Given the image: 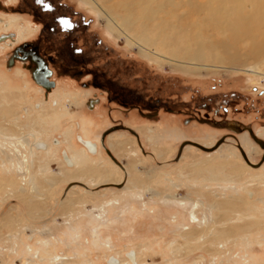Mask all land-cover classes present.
<instances>
[{"label": "rangeland", "instance_id": "374dc122", "mask_svg": "<svg viewBox=\"0 0 264 264\" xmlns=\"http://www.w3.org/2000/svg\"><path fill=\"white\" fill-rule=\"evenodd\" d=\"M41 4L76 13L82 29L88 22L75 46L91 58L88 68L116 82L104 84L124 87L144 112L159 102L175 110L162 107L153 118L127 111L90 82L84 86L89 77L68 76L58 64V87L48 97L26 62L8 64L14 46L38 38L50 18L33 15ZM8 34L17 40L13 45L4 44ZM63 37L49 39L63 49ZM248 46L239 44L241 51ZM252 62L213 72L174 67L111 33L98 9L83 0H0V264H264V148L248 130L251 142L226 124H203L206 118L236 122L264 142V75L245 71ZM66 88L74 92L71 101ZM96 94L102 102L90 110L86 100ZM122 122L139 138L119 131L124 139L116 140L134 136V147L113 151L118 158L105 150L87 153L82 141H96ZM190 142L222 146L208 151ZM85 168H106L116 180L93 185L67 175ZM148 173L150 184L143 178L144 187L130 188L135 174ZM34 184L42 194L31 192Z\"/></svg>", "mask_w": 264, "mask_h": 264}, {"label": "bare ground", "instance_id": "6f19581e", "mask_svg": "<svg viewBox=\"0 0 264 264\" xmlns=\"http://www.w3.org/2000/svg\"><path fill=\"white\" fill-rule=\"evenodd\" d=\"M83 1L98 9L111 33L123 37L129 45L136 46L142 54L159 62L165 60L171 66L196 72H213L247 66V61L252 60L245 71L264 75V69L261 68L262 63L264 64V0ZM192 14L197 19H193ZM246 41L249 46L241 51L239 44ZM18 143L23 147L25 144L30 145L28 139L24 141L25 144L21 141ZM82 143L87 145L89 142ZM91 144H88L90 149ZM24 158L27 162L26 157ZM67 160L72 163L70 158ZM79 163L76 162L77 167ZM23 168L24 164L20 161L17 170L22 171ZM25 168L29 170L27 163ZM128 168L134 169L130 165ZM89 169H75L66 173L74 176L73 178L89 176L93 185L116 180L115 174L108 169L102 171L103 174L99 169ZM91 174L96 178L91 177ZM151 177L150 174H135L136 183L134 179L129 180L130 188L146 185L143 178L150 184ZM32 188L33 194H42L38 184H34ZM149 189L154 191L152 187ZM192 216L197 217L195 212ZM52 258L57 263L63 261L58 255H53Z\"/></svg>", "mask_w": 264, "mask_h": 264}, {"label": "flooded vegetation", "instance_id": "af4514ba", "mask_svg": "<svg viewBox=\"0 0 264 264\" xmlns=\"http://www.w3.org/2000/svg\"><path fill=\"white\" fill-rule=\"evenodd\" d=\"M32 12L34 16L40 19H43V17H45L44 14H51V16L47 21H44L43 30L41 31L38 38L32 41H25V42H22L14 46L11 56L8 59V64L9 66H11L18 60L26 62L27 68L30 69V75L34 79L33 72L39 69V66L41 63H45L48 70L51 71V74L48 77L49 82H54V86L52 87L51 90H47L46 87H44L43 85L39 83L38 84L44 88L45 92L48 94V97H49V94L58 87L57 81L55 79V75L57 73L55 66L58 64L59 68L64 73H66V75L68 76H72L74 78L89 77V80H86L83 82L84 86H88V82H90L91 85L94 86L95 88H98V89L100 88V90L106 92L107 98L109 100L119 102V104H121L122 107L126 108L127 111L129 109H137L144 117L153 118L158 115L159 110L162 107H165L169 112H173L175 110V108L169 107L166 104L159 102L157 103V105H152L153 107L152 110H148V112H144L141 108H139L141 107L140 103L134 101L133 99H129V93H127L124 87H118L117 85H115L117 88L112 90L110 86L104 84V82H107V83L111 82L113 84L114 83L116 84V82L113 79H109V78L106 79V74L103 73L99 68H96V67L88 68V64L85 62L91 61V58H88L85 55L84 48H79L75 46V44H77V39L79 38V36H77L78 33H81L82 31H86L85 26L88 25V22L85 21L84 22L85 26L83 29L81 27H78L79 22H78V19L76 18L77 17L76 13H65V14L61 12L54 13L53 8L50 9L49 6H43L42 4L39 6H35L32 9ZM64 20H67L71 26L70 27L65 26V24L62 22ZM57 34H63L64 36L63 42L65 43L66 47L63 49H59L58 47H56L53 44V42H51L49 39V37H52L53 35H57ZM8 35L10 37L7 36L6 40L10 38L11 40H14V41H11V40H9L8 42L4 41V44L8 43L7 45H10V44L13 45L17 40L12 37V34H8ZM3 37H5V35ZM42 38H45L48 42L44 46L42 44V41H43ZM95 42H96L95 43L96 45L101 44L99 41H95ZM16 51L17 53L15 54ZM15 55L18 57H16ZM12 56H15V57H14L13 62L11 63ZM34 81L36 82L35 79ZM69 88H71V86H69ZM69 88H66V90L63 93H64L65 98L71 101L70 100L71 98H68V97L74 96V92L70 91ZM68 94L69 96L66 97V95ZM101 102H102V97L96 94V96L90 97L86 100L87 108H89L90 110H94L99 104H101ZM192 119H194V117L190 115V118L187 119L186 121L191 122ZM206 119L207 121H209L208 118ZM210 121H216V120H210ZM206 123L210 124L209 122H206V121L203 122V124H206ZM166 125L168 129L169 127L171 128V123L167 122ZM192 125L193 124H190L189 126H192ZM229 129L230 128H228V130ZM119 131H130L135 135L137 139L139 138L138 132H136V130H134L132 127H130L125 122L116 123V124L109 126L105 130V132H103V134L101 133V135L98 136L99 137L98 140L88 141L89 143H87V145L84 144V147H85L84 149L87 151V153H90L91 155H94V156H97L100 150L102 152L101 155L103 156V152L105 150V152H107V154H109L111 158H116L117 155L114 154L113 151L119 154L118 152L119 150H123V151L128 150L130 146L134 147V144L136 142V138L134 136H130V138H132V141L130 140L131 142L129 140L117 141L116 139L118 137H120L121 139H124L123 133H120ZM239 133H241L240 135L243 134L244 136H246L245 140H247L248 138V140L251 142L246 130L239 132ZM111 140H116L117 142L115 141L114 143H111L110 142ZM244 143L245 142L240 139V144H241L240 147H245ZM88 144H91V149L90 147L88 148ZM221 146H222V143L220 144L219 147L216 148V150H218ZM84 149L82 148L83 152L85 151ZM243 154H244L243 155L244 158H248L244 149H243ZM73 160L75 164L76 162H79V160L78 159L76 160L75 157H73ZM105 169L106 168L99 169V170H101V173H102V171H104ZM130 170H135V169H130ZM91 177H95V176L91 174ZM97 182H100V181H97Z\"/></svg>", "mask_w": 264, "mask_h": 264}, {"label": "water", "instance_id": "95a60500", "mask_svg": "<svg viewBox=\"0 0 264 264\" xmlns=\"http://www.w3.org/2000/svg\"><path fill=\"white\" fill-rule=\"evenodd\" d=\"M5 37H7V36H5ZM16 53H17V51L15 52V54ZM15 56H12L11 63L13 62ZM16 57H18V56H16ZM41 64L39 66V69L37 71L33 72L34 79L36 80L37 83H39V84L43 85L44 87H46L47 90H51L52 87L54 86V82H49V79H48L49 75L51 74V71L48 70V68L45 65V63H41ZM207 122H209L213 126H219V125H225L226 124L227 128H230V129H232V130H234L236 132H242L244 130H248L252 134V136L257 140V142H259V144L264 148V142L257 138V136L254 134L253 129L251 127H249V126L240 125V124H238L236 122H234V123H229V122L221 123V122H218V121H210V120L207 121ZM221 143L222 142H219L218 144H216L215 148L219 147ZM189 144H193L195 146H198V147H200V148H202L204 150H208V151L209 150H214L212 147L208 148V147H205V146H203V145H201V144H199L197 142H190ZM263 160H264V155H263Z\"/></svg>", "mask_w": 264, "mask_h": 264}, {"label": "snow or ice", "instance_id": "6c2138e0", "mask_svg": "<svg viewBox=\"0 0 264 264\" xmlns=\"http://www.w3.org/2000/svg\"><path fill=\"white\" fill-rule=\"evenodd\" d=\"M39 2L43 3V0H39ZM62 22L65 24V26H69V27L71 26L67 20H64Z\"/></svg>", "mask_w": 264, "mask_h": 264}, {"label": "crops", "instance_id": "0c3cea01", "mask_svg": "<svg viewBox=\"0 0 264 264\" xmlns=\"http://www.w3.org/2000/svg\"><path fill=\"white\" fill-rule=\"evenodd\" d=\"M77 158H80V157H77Z\"/></svg>", "mask_w": 264, "mask_h": 264}]
</instances>
